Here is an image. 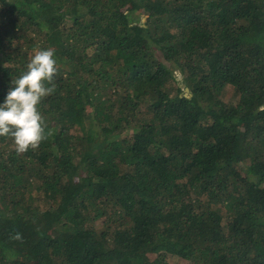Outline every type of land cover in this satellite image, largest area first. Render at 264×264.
<instances>
[{"label": "trees", "instance_id": "obj_1", "mask_svg": "<svg viewBox=\"0 0 264 264\" xmlns=\"http://www.w3.org/2000/svg\"><path fill=\"white\" fill-rule=\"evenodd\" d=\"M47 48L52 134L0 137V264H264V0H0V103Z\"/></svg>", "mask_w": 264, "mask_h": 264}, {"label": "clouds", "instance_id": "obj_2", "mask_svg": "<svg viewBox=\"0 0 264 264\" xmlns=\"http://www.w3.org/2000/svg\"><path fill=\"white\" fill-rule=\"evenodd\" d=\"M54 49H36L25 70L11 80L12 87L0 103V137L12 141L18 154L36 150L51 131L42 116L41 101L55 92L57 75ZM15 239H21L17 234Z\"/></svg>", "mask_w": 264, "mask_h": 264}, {"label": "rangeland", "instance_id": "obj_3", "mask_svg": "<svg viewBox=\"0 0 264 264\" xmlns=\"http://www.w3.org/2000/svg\"><path fill=\"white\" fill-rule=\"evenodd\" d=\"M142 21H144V17L143 16L141 17V22ZM176 75L179 78V76H180L179 72L176 73ZM245 157H246L245 152H242L241 153V158L244 159ZM243 162L244 163H242V164H245V163H247V160H245V161L243 160ZM161 249L162 248H160L159 251L153 252V253L152 252H146L147 255H145V258H147V260H150V261H157V259H159V256L158 255L164 253V252H160ZM167 263L168 264H189L187 262V260L181 259V258L176 257V256H174L172 259H169L168 258Z\"/></svg>", "mask_w": 264, "mask_h": 264}]
</instances>
